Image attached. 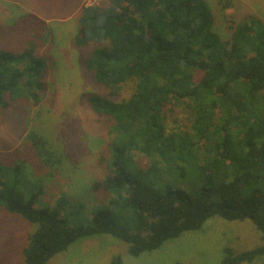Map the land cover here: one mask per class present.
<instances>
[{"label":"trees","instance_id":"obj_1","mask_svg":"<svg viewBox=\"0 0 264 264\" xmlns=\"http://www.w3.org/2000/svg\"><path fill=\"white\" fill-rule=\"evenodd\" d=\"M111 4L83 9L76 35L80 46L95 44L85 65L104 89L88 95L109 137L99 156L107 173L93 184L105 192L104 206L73 223L83 201L63 193L39 206L44 180H25L30 168L19 156L0 159V209L34 225L21 263L47 264L78 239L103 234L138 257L212 217L250 220L264 238V23L231 24L225 41L207 0ZM36 24L23 17L9 35L0 29L2 40L19 29L28 38L19 52L0 46L4 111L38 104L46 90ZM177 111L188 115L189 128L177 118L169 123ZM256 260L264 261V244L225 247L222 264Z\"/></svg>","mask_w":264,"mask_h":264},{"label":"rangeland","instance_id":"obj_2","mask_svg":"<svg viewBox=\"0 0 264 264\" xmlns=\"http://www.w3.org/2000/svg\"><path fill=\"white\" fill-rule=\"evenodd\" d=\"M207 1L215 16L216 30L225 41L231 37V24L253 18L264 23V0ZM113 3L114 0H0V29L9 35L7 28L20 18L26 17L32 25L36 21L45 40L40 53L47 64L46 90L38 104L0 109V159L19 156L30 168L25 180L33 184L37 179L44 180L47 188L39 206L47 201L53 204L63 193L83 201L87 208L73 214L76 224L86 223L93 209L104 206L101 202L105 192L93 189V184L107 173L99 156L109 140L88 103L89 94L104 89L85 65L95 44H77L79 17L87 7L115 6ZM10 35L2 40L0 34V46L14 52L24 50L28 38H22L20 29ZM175 118L185 128L190 127L184 112L170 114L171 125H175ZM138 160L143 166L147 164L145 158ZM33 230L34 225L0 209V264H22L18 255ZM262 244L264 238L250 220L212 217L202 229L184 232L138 257L128 252L127 242L103 234L78 239L47 264H114L117 258L121 264H222L225 247L241 252ZM258 261L243 264H264Z\"/></svg>","mask_w":264,"mask_h":264}]
</instances>
